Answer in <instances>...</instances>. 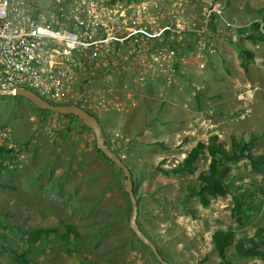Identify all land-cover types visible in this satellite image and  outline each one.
Returning <instances> with one entry per match:
<instances>
[{
    "label": "rangeland",
    "instance_id": "374dc122",
    "mask_svg": "<svg viewBox=\"0 0 264 264\" xmlns=\"http://www.w3.org/2000/svg\"><path fill=\"white\" fill-rule=\"evenodd\" d=\"M17 1L14 10L56 35L44 47H55L51 68H38L40 93L95 114L132 170L137 219L161 254L171 264H217L213 234L223 228L234 231L229 264H264V0ZM6 92L0 87V264H161L129 226L124 176L92 130ZM234 139L247 147L223 159L226 189L200 199L207 146L228 149ZM197 141L204 147L191 166L177 169ZM65 222L74 225L67 234ZM30 227L58 231L21 238ZM253 234L258 251L238 253L235 242Z\"/></svg>",
    "mask_w": 264,
    "mask_h": 264
},
{
    "label": "built area",
    "instance_id": "2783aa9c",
    "mask_svg": "<svg viewBox=\"0 0 264 264\" xmlns=\"http://www.w3.org/2000/svg\"><path fill=\"white\" fill-rule=\"evenodd\" d=\"M11 5L19 8L17 0H0V87L4 90L22 87L44 93L43 83L36 81L37 72L39 67L49 69L45 64L49 63L55 47L50 51H45L44 47L54 45L52 38L56 35L33 24L30 15H23L21 9L16 11ZM70 38L71 34H67L65 45ZM30 48H35L37 53L33 56L26 53Z\"/></svg>",
    "mask_w": 264,
    "mask_h": 264
},
{
    "label": "trees",
    "instance_id": "16d2710c",
    "mask_svg": "<svg viewBox=\"0 0 264 264\" xmlns=\"http://www.w3.org/2000/svg\"><path fill=\"white\" fill-rule=\"evenodd\" d=\"M257 22L254 21L252 23V26H256ZM211 139H216V135L212 136ZM204 147L203 143L201 141H197L196 144L190 149L189 153L186 157L182 159V163L180 166H177V169H182L183 167L189 168L190 161L194 160V152L198 150L199 148ZM209 153L212 156L208 163V170L205 174H200L199 178L202 182V185L199 187V191H197L200 194L206 193L210 196H216V194H223V191L226 189L224 186L222 180H223V172L220 168L221 165H223V159H227L230 161L237 160L240 157L244 156V149L247 147V143L242 140H232L231 145L228 149H225L222 147L219 142L217 143V147H213L208 145ZM1 149V148H0ZM101 153V152H100ZM102 154V153H101ZM246 156L250 157L251 155L248 153H245ZM258 159H262V157H258ZM109 162V161H108ZM113 164L112 162L110 163ZM114 165V164H113ZM112 165V166H113ZM115 166V165H114ZM118 173L122 174L124 176L121 169L117 167ZM175 170V169H174ZM126 195V193H125ZM200 199L204 200V195H200ZM242 201L240 202L237 200V205L241 206ZM127 210L129 211V208L127 207ZM1 226L4 228V224H1ZM63 226L65 228V234L71 232L73 230L74 225L69 222L63 223ZM140 227L141 224H139ZM57 232L58 229L56 228H43V227H30L28 230L20 231V236L23 238L24 235H26V238L29 236L30 238H38L41 233H48V232ZM234 236V231L231 229H223L218 228L215 230L213 234V240L215 243V247L220 255L221 261H219L217 264H229V260L226 256V249L230 244L232 243V239ZM255 234L252 235V237L248 239H238L235 242V249L238 253L240 252H251L252 248L256 247V241L254 240ZM6 236L3 234V232H0V251L5 250V244L3 241V238ZM264 243V241H263ZM252 245V246H251ZM256 251V250H255ZM258 251V248H257ZM264 252V251H262ZM23 256V254H21Z\"/></svg>",
    "mask_w": 264,
    "mask_h": 264
},
{
    "label": "water",
    "instance_id": "95a60500",
    "mask_svg": "<svg viewBox=\"0 0 264 264\" xmlns=\"http://www.w3.org/2000/svg\"><path fill=\"white\" fill-rule=\"evenodd\" d=\"M6 93H10V94L12 93L15 95L23 96L26 99L30 100L33 104H35L39 108L49 109V110L64 113V114L75 115L92 130L94 134L96 147L108 159H110L117 167H119L124 173L123 189L124 191H126L130 199L131 205H132V210L129 216V226L136 232V235L144 243L148 244L151 247V249L156 255H159V252L157 248L155 247L156 245L153 242L151 243L150 240L147 237H145L143 233L136 226L135 219L137 216V206H136V200L133 194V181H132L130 168L125 164L123 159L118 154L113 152L112 149L109 148L104 143L102 133H101V128H100L97 118L95 117V114L90 109L82 105L76 104V103H70V104H64V105L52 103L51 101L41 98L39 95H37L36 93H34L33 91L27 88L16 87L15 89H12ZM160 261L162 264H168L162 259H160Z\"/></svg>",
    "mask_w": 264,
    "mask_h": 264
},
{
    "label": "clouds",
    "instance_id": "9594fccd",
    "mask_svg": "<svg viewBox=\"0 0 264 264\" xmlns=\"http://www.w3.org/2000/svg\"><path fill=\"white\" fill-rule=\"evenodd\" d=\"M213 10L215 11V9H214V5H213ZM256 22H261V20H256ZM8 91H10V90H8ZM23 97V96H22ZM52 103H54L53 101H51ZM55 104H59V103H55ZM68 104H70V103H68ZM76 104H79V105H82V104H80V103H76ZM64 105V104H63ZM83 106V105H82ZM85 107V106H84ZM87 108V107H86ZM89 109V108H88ZM75 116V115H74ZM96 117V116H95ZM97 118V117H96ZM102 133V132H101ZM104 140V139H103ZM104 143L106 144V142L104 141ZM107 145V144H106ZM96 146V145H95ZM108 146V145H107ZM109 147V146H108ZM110 148V147H109ZM112 151L113 152H115L116 154H118V152L116 151V150H113L112 149ZM100 153V152H99ZM102 153V152H101ZM100 153V154H101ZM107 161H109L110 163L112 162L110 159H108L103 153L101 154ZM122 158V157H121ZM123 159V158H122ZM124 162H125V164L129 167V165L127 164V162L125 161V160H123ZM113 163V162H112ZM114 164V163H113ZM115 165V164H114ZM113 165V166H114ZM116 166V165H115ZM117 167V166H116ZM119 168V167H118ZM130 168V167H129ZM120 169V168H119ZM122 171V170H121ZM130 172H131V176H132V181H133V191H134V186H135V178H134V176H133V174H132V170L130 169ZM124 174V173H123ZM124 190V189H123ZM125 193H126V191H125ZM126 196L128 197V195H127V193H126ZM129 198V197H128ZM130 200V199H129ZM130 213H131V211H130ZM130 215V214H129ZM139 208H137V216H136V219H135V223H136V226H137V228L143 233V235L145 236V237H147V235H149L147 232H145L144 230H143V227H140L139 226V224H140V222H139V219H137V217H139ZM128 223H129V220H128ZM91 225V227L93 228V229H95L96 228V226L95 225H93L92 224V222L90 223ZM142 226V225H141ZM134 231V230H133ZM136 234V232L134 231V235ZM94 236H95V239L96 240H100L101 238H102V236H103V233H101V231H95V233H94ZM148 238V237H147ZM149 239V238H148ZM150 240V242L152 243L153 241L151 240V239H149ZM154 243V242H153ZM155 244V243H154ZM148 245V244H147ZM156 245V244H155ZM149 246V245H148ZM150 247V246H149ZM156 248H157V250H158V252H159V255H156L157 257H158V260H159V263H161V261H160V259H162L163 261H165L166 263H168V264H171V262L169 261V258L168 257H164L161 253V250H160V248H159V246H155ZM150 249H151V247H150ZM152 250V249H151ZM153 251V250H152ZM162 264V263H161Z\"/></svg>",
    "mask_w": 264,
    "mask_h": 264
},
{
    "label": "bare ground",
    "instance_id": "6f19581e",
    "mask_svg": "<svg viewBox=\"0 0 264 264\" xmlns=\"http://www.w3.org/2000/svg\"><path fill=\"white\" fill-rule=\"evenodd\" d=\"M0 65H1V63H0ZM45 66H46L47 68H49V69L51 68V65H50L49 63H47V62H46V64H45ZM36 81H38V82H40V83H44L41 77H38V78L36 79ZM30 90L33 91L34 93H36L37 95H39L41 98H43V99H45V100L53 101V100H50V98H49L48 96L44 97L43 94L40 93V92H36V91H34V90H32V89H30ZM46 93H47V92H46ZM53 102H55V101H53Z\"/></svg>",
    "mask_w": 264,
    "mask_h": 264
},
{
    "label": "crops",
    "instance_id": "0c3cea01",
    "mask_svg": "<svg viewBox=\"0 0 264 264\" xmlns=\"http://www.w3.org/2000/svg\"><path fill=\"white\" fill-rule=\"evenodd\" d=\"M164 115H165V113H160V116L159 117H162V118H164ZM106 138V137H105Z\"/></svg>",
    "mask_w": 264,
    "mask_h": 264
}]
</instances>
